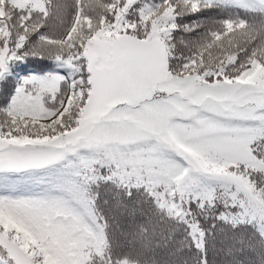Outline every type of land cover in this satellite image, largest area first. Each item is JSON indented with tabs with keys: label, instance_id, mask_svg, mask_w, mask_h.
Returning a JSON list of instances; mask_svg holds the SVG:
<instances>
[{
	"label": "snow or ice",
	"instance_id": "obj_1",
	"mask_svg": "<svg viewBox=\"0 0 264 264\" xmlns=\"http://www.w3.org/2000/svg\"><path fill=\"white\" fill-rule=\"evenodd\" d=\"M30 57L0 264H264V0H0V83Z\"/></svg>",
	"mask_w": 264,
	"mask_h": 264
},
{
	"label": "trees",
	"instance_id": "obj_2",
	"mask_svg": "<svg viewBox=\"0 0 264 264\" xmlns=\"http://www.w3.org/2000/svg\"><path fill=\"white\" fill-rule=\"evenodd\" d=\"M53 61L48 59L28 58L18 62L13 66V75L3 83H0V105L7 103V97H10L14 90L18 78L27 76L30 73H45L59 71ZM214 259V258H213Z\"/></svg>",
	"mask_w": 264,
	"mask_h": 264
}]
</instances>
